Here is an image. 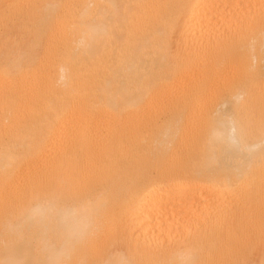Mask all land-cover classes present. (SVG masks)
<instances>
[{"label":"bare ground","instance_id":"obj_1","mask_svg":"<svg viewBox=\"0 0 264 264\" xmlns=\"http://www.w3.org/2000/svg\"><path fill=\"white\" fill-rule=\"evenodd\" d=\"M0 264H264V0H0Z\"/></svg>","mask_w":264,"mask_h":264}]
</instances>
